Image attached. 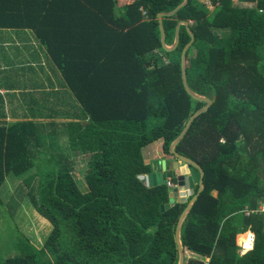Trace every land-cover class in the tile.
I'll return each instance as SVG.
<instances>
[{
  "label": "trees",
  "instance_id": "obj_1",
  "mask_svg": "<svg viewBox=\"0 0 264 264\" xmlns=\"http://www.w3.org/2000/svg\"><path fill=\"white\" fill-rule=\"evenodd\" d=\"M183 2L0 0V29L35 33L82 113L66 123L71 160L60 155V165L30 157L31 144L45 145L37 123L0 127V188L34 168L24 179L26 188L38 182L29 202L52 226L40 248L12 229L14 254L0 253V264H178L175 229L188 202L166 183H148L154 167L142 150L161 141L173 160L170 145L205 106L181 81L186 28L174 51L161 45L157 15ZM211 3L209 11L188 0L163 18L168 47L177 23H189L187 82L214 99L176 147L204 171V190L181 229L185 264H264V0ZM189 168L194 196L199 172ZM177 177L170 179L179 187ZM247 231L254 246L240 255L236 238Z\"/></svg>",
  "mask_w": 264,
  "mask_h": 264
},
{
  "label": "crops",
  "instance_id": "obj_2",
  "mask_svg": "<svg viewBox=\"0 0 264 264\" xmlns=\"http://www.w3.org/2000/svg\"><path fill=\"white\" fill-rule=\"evenodd\" d=\"M43 67L46 68L45 71L42 70ZM46 81L52 83L53 87L51 85L48 87ZM67 102L70 109L63 112L56 111ZM50 108L53 109L50 110ZM64 112L71 118L82 114L80 106L66 87L59 71L46 54L35 33L27 29H0V116L3 121L0 127H9L22 122H30L36 126L37 120L43 119L41 115H48L44 119H52ZM8 116H12L14 122L8 121ZM4 120H6L5 123ZM70 121L74 120L71 119L68 122ZM161 145L162 142L157 141L142 150L145 164H151L154 167L152 175H149L152 179L147 177L149 184L153 183L155 175L161 172L160 163L163 159L167 161L166 171L169 172V167L173 170L174 160L164 157ZM178 166L177 172H179L175 175L185 176L188 179L186 188H193L195 179L192 172L189 169L186 172L183 171L181 163ZM165 179L170 177L165 176ZM178 194L181 193L178 192ZM177 198L180 199L178 196ZM251 233L247 231L239 235L248 234L249 243L250 237L255 240L254 234ZM237 238L236 244L240 255L253 249L254 242L246 248L245 243L238 245Z\"/></svg>",
  "mask_w": 264,
  "mask_h": 264
},
{
  "label": "rangeland",
  "instance_id": "obj_3",
  "mask_svg": "<svg viewBox=\"0 0 264 264\" xmlns=\"http://www.w3.org/2000/svg\"><path fill=\"white\" fill-rule=\"evenodd\" d=\"M198 1L200 4L207 7L209 11H212L214 9L211 0ZM42 70L45 71L46 68L43 67ZM45 83L48 85V87H50V85L51 87H53L52 83L48 81H46ZM51 109L53 108H50V110ZM68 109H70V107L67 102V104H64L60 108L58 107L56 111L63 112ZM47 116L48 115H41V118L43 119L37 120V123H39V126L41 127L40 130L42 132H45L44 148H36V145H34V143L31 144L30 157L36 160L40 156H51L54 158V161H58L57 164L60 165V155H64L63 157H67L69 160H71V156H69L70 152H68L67 148L65 147L67 140L66 123L69 120L74 119L75 117L71 118L65 112L57 114L52 119L49 117V119H44ZM5 121L6 120H4V123ZM8 121L14 122L12 116H8ZM2 122V117L0 116V124H3ZM81 168H83V165L81 163L79 164L78 162L73 167V170L75 171L74 177L78 180L82 179V175L79 174L81 173ZM169 168V173L166 174V177L176 179L177 176L175 174L179 171L175 172L171 169L172 167ZM187 169L190 170L189 167ZM191 172L193 174V178L196 179L194 172ZM34 173L35 169L33 168L27 174L23 175L17 180H10V178H6L5 183H3L0 188V240H2L0 241V253L5 254V257L14 254V251L7 252L9 247V234L12 232V229H16L21 235L26 237L34 246L38 248L44 245L46 239L52 231L51 224L47 220L43 219L34 210L33 206L29 202V192H36L38 182L37 180H35L32 184V187L26 188L24 185V179H26V177L28 176L33 175ZM182 177L183 185L179 186V189L177 188L173 190L175 192L177 191L174 197L177 198L178 196L180 198H177L179 202H189L190 197L193 196L195 186L191 189L186 188V182L188 181V179L183 175ZM80 186L81 188H85V186H83V183H80ZM178 192L181 194H178ZM243 236H241V238ZM240 240L238 242V245H240Z\"/></svg>",
  "mask_w": 264,
  "mask_h": 264
},
{
  "label": "water",
  "instance_id": "obj_4",
  "mask_svg": "<svg viewBox=\"0 0 264 264\" xmlns=\"http://www.w3.org/2000/svg\"><path fill=\"white\" fill-rule=\"evenodd\" d=\"M188 0H184V2L179 5L178 7H176L173 11L171 12H167V13H159L157 15L158 18V26H159V31H160V38H161V45L162 48L166 51V52H172L174 51L179 44V33H180V28L181 26H184L191 38L190 42L184 46V48L182 49L181 55H180V67H181V81L184 87V90L186 91V93L195 101L198 102H202L205 103V106L202 107L201 109L197 110L194 114H192L190 116V118L188 119V121L186 122L182 132L180 133V135L177 137V139L175 141L172 142V144L169 147V154L173 157V171H177L179 169V164H185L188 167L194 168L195 170H197L199 172V180H198V189L196 194L189 200V202L187 203V206L185 207V209L183 210L182 214L180 215L178 222H177V226L175 229V243H176V247H177V252H178V264H185V253H184V249L183 246L181 244V229H182V225L186 219V217L188 216V214L190 213L193 205L195 204V202L197 201L199 195L203 192L204 190V184H203V178H204V171L202 170V168L195 163L194 161L180 155L179 153L176 152V147L178 146V144L183 140V138L185 137V135L187 134L192 122L198 118L200 115L204 114L205 112H207L208 108L212 105L213 100H210L206 97L200 96L198 94H196L194 91H192V89L189 87L188 82H187V71H186V53L187 51L190 49L193 41H194V36L193 33L191 32V30L189 29V23L188 22H178L175 28V36H174V42L171 46H167L166 42H165V31L163 28V18H168V17H172L174 16L181 8H183L186 4H187ZM161 172L158 175H155V180L159 185L164 184V180H165V176L164 173L166 172L167 169V161L166 160H162L161 163ZM149 179H152V176H148ZM178 180H182L183 177L182 176H178L177 177ZM152 183H150L151 185ZM170 207V205H166L165 208L168 209Z\"/></svg>",
  "mask_w": 264,
  "mask_h": 264
},
{
  "label": "built area",
  "instance_id": "obj_5",
  "mask_svg": "<svg viewBox=\"0 0 264 264\" xmlns=\"http://www.w3.org/2000/svg\"><path fill=\"white\" fill-rule=\"evenodd\" d=\"M165 183H166V185H167V187L168 188H178V186H176V185H173L172 183H171V180L170 179H167L166 181H165ZM179 189V188H178ZM261 212H264V208L263 209H261ZM250 213H252V212H249V211H246L245 212V214L246 215H249ZM253 242H254V238H249V244H253Z\"/></svg>",
  "mask_w": 264,
  "mask_h": 264
},
{
  "label": "bare ground",
  "instance_id": "obj_6",
  "mask_svg": "<svg viewBox=\"0 0 264 264\" xmlns=\"http://www.w3.org/2000/svg\"><path fill=\"white\" fill-rule=\"evenodd\" d=\"M251 234H252V233H251ZM248 237H249V235H248V234H245V235L241 238V240H240V244L245 243V245H247L246 248H249ZM250 238H251V237H250Z\"/></svg>",
  "mask_w": 264,
  "mask_h": 264
},
{
  "label": "clouds",
  "instance_id": "obj_7",
  "mask_svg": "<svg viewBox=\"0 0 264 264\" xmlns=\"http://www.w3.org/2000/svg\"><path fill=\"white\" fill-rule=\"evenodd\" d=\"M149 176V175H148ZM148 180V179H147ZM164 183H165V180H164ZM179 188V187H178ZM175 189H177V188H175ZM249 247H250V245H249Z\"/></svg>",
  "mask_w": 264,
  "mask_h": 264
},
{
  "label": "snow or ice",
  "instance_id": "obj_8",
  "mask_svg": "<svg viewBox=\"0 0 264 264\" xmlns=\"http://www.w3.org/2000/svg\"><path fill=\"white\" fill-rule=\"evenodd\" d=\"M247 246V245H246Z\"/></svg>",
  "mask_w": 264,
  "mask_h": 264
}]
</instances>
